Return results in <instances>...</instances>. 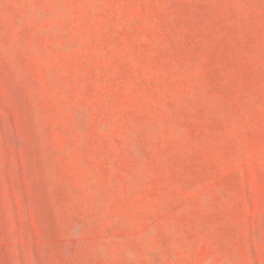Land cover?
Returning a JSON list of instances; mask_svg holds the SVG:
<instances>
[{
	"label": "rangeland",
	"instance_id": "rangeland-1",
	"mask_svg": "<svg viewBox=\"0 0 264 264\" xmlns=\"http://www.w3.org/2000/svg\"><path fill=\"white\" fill-rule=\"evenodd\" d=\"M0 264H264V0H0Z\"/></svg>",
	"mask_w": 264,
	"mask_h": 264
}]
</instances>
